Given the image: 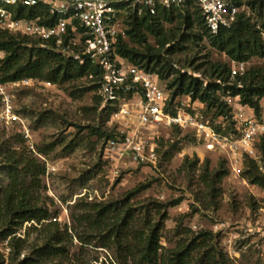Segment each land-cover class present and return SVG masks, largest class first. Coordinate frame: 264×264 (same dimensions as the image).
<instances>
[{
	"label": "rangeland",
	"instance_id": "374dc122",
	"mask_svg": "<svg viewBox=\"0 0 264 264\" xmlns=\"http://www.w3.org/2000/svg\"><path fill=\"white\" fill-rule=\"evenodd\" d=\"M126 8L121 13L124 31ZM182 23L177 19L165 24L178 34L181 48L166 52L168 45L162 51V64L170 62L169 68L174 67L170 76L161 79L166 85L185 72L208 81L211 64H231L206 37L193 38L196 27L188 30ZM149 43L155 47L152 37ZM3 54L0 51V66ZM251 64L260 65V60ZM43 81L53 85L9 89L13 110L30 130L29 139L20 124L1 118L0 101V190L10 182L8 157L22 160L23 166L36 160L45 174L30 193L47 211L41 222L26 221L0 238V264H143L140 238L155 226L159 227V253L188 247L189 264H200L203 254L213 248L230 264H264V188L253 183L248 172V160L253 159L264 175V143L257 158L245 157L239 168L228 154L207 150L192 134L160 126L153 139L157 164H128L114 177L101 148L117 124L111 111L101 107L97 82L87 76ZM222 99L226 101V96ZM261 106L264 111V99ZM224 172L219 179L217 174ZM30 181L25 177V186ZM108 205L117 207H110L99 219L100 209ZM0 218L1 230L7 229L6 217ZM203 233L207 239L200 236ZM50 242L55 253L41 255Z\"/></svg>",
	"mask_w": 264,
	"mask_h": 264
},
{
	"label": "built area",
	"instance_id": "2783aa9c",
	"mask_svg": "<svg viewBox=\"0 0 264 264\" xmlns=\"http://www.w3.org/2000/svg\"><path fill=\"white\" fill-rule=\"evenodd\" d=\"M196 5L209 32L230 28L245 6L234 0H0V31L20 33L41 40L54 41L56 49L80 62L90 60L101 68V107L111 111L117 127L114 135L105 139L101 153L110 173L118 176L128 164L155 166L158 161L153 141L160 126L174 127L192 134L207 150L230 156L239 168L245 157L257 158L258 148L264 143V111L258 115L254 108L242 105L238 96H227L232 108L230 115L216 116L190 94H174L156 72L136 65L116 53L115 43L124 35L121 13L126 7H138L155 13L157 8ZM47 8L53 24L43 22L41 16L18 17V9ZM68 39V46H62ZM78 47L74 51L71 47ZM5 54L1 56L4 58ZM264 65V57L260 61ZM250 63L233 61L230 79L241 77ZM37 78L0 81L1 118L20 124L25 139L30 130L13 110L9 89L16 85L40 83L50 87V81ZM237 170V167L234 166ZM251 231V229H250Z\"/></svg>",
	"mask_w": 264,
	"mask_h": 264
},
{
	"label": "trees",
	"instance_id": "16d2710c",
	"mask_svg": "<svg viewBox=\"0 0 264 264\" xmlns=\"http://www.w3.org/2000/svg\"><path fill=\"white\" fill-rule=\"evenodd\" d=\"M237 4L245 6L236 22L230 28H221L218 33L213 34L206 28L199 8L191 2L183 6L172 8H157L155 13L143 9L138 13V7H127L128 14L125 20L126 28L124 35H119L115 43L116 53L136 65L156 72L160 79L170 76L174 70L170 62L162 64L164 58L162 51L171 52L178 48V34L172 29H168L165 24H172L175 20H182V24L193 32V38L202 40L208 39L211 46L217 51L225 53L233 61L250 63L249 69L244 75L235 80L230 79V67L224 63L211 64L212 79L208 81L202 77L188 73H179L174 81L167 86L169 89L176 87L174 94H190L193 100H200L209 109L216 107L215 115H230L232 108L222 97L238 96L242 105H248L255 109L260 115L262 111L261 100L264 99V65H252L253 59L264 57V0H234ZM190 8L194 10L191 11ZM178 10V12H177ZM177 12V13H176ZM17 16L34 18L41 16L46 24H53L54 18L49 17L46 7L41 6L36 9L19 8ZM155 40V47L149 43V38ZM186 38L183 36L182 41ZM63 47L68 46V39L63 42ZM78 51V47H71ZM0 51L5 53L0 66V81H17L23 78H37L44 80L51 79L53 82L59 80H75L83 76L90 77L96 81L94 86L97 90L100 87L101 68L86 59L80 62L73 57L65 56L56 49L54 41L43 43L41 40H32L28 36H16L7 31H0ZM167 73L165 74V71ZM101 103V97L99 95ZM114 134H108V137ZM107 137V138H108ZM252 174L250 177L253 183L264 188V175L259 171L258 164L249 159ZM23 161L15 157H8L6 174L10 179L9 184L2 191L0 190V215L6 217L8 221L7 229L1 230L2 218H0V238H6L14 233V226H18L26 221L41 222L46 219L47 211L38 207L35 197L32 195V188L41 182V177L45 174V167L39 165L36 160L24 164ZM1 168V167H0ZM226 174L218 173L219 179ZM25 177L31 179V183L25 186ZM116 205L104 206L99 211V219ZM125 218L124 222H127ZM203 240L208 234L203 233ZM140 259L143 264H189L190 249L188 247H176L168 254L159 253L160 237L159 227L155 226L149 234H144L140 238ZM56 247L48 243L41 249V255L55 253ZM22 264H25L23 262ZM200 264H230L225 255L215 250L206 251Z\"/></svg>",
	"mask_w": 264,
	"mask_h": 264
}]
</instances>
